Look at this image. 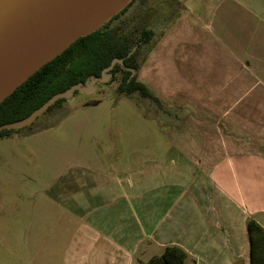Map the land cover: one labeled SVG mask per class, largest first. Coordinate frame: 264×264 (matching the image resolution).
I'll list each match as a JSON object with an SVG mask.
<instances>
[{
	"label": "crops",
	"instance_id": "1",
	"mask_svg": "<svg viewBox=\"0 0 264 264\" xmlns=\"http://www.w3.org/2000/svg\"><path fill=\"white\" fill-rule=\"evenodd\" d=\"M163 2L167 28L138 75L181 113L159 117L167 142L65 162L40 192L44 214L31 212L22 243L44 246L26 264H147L166 247L183 264H251L247 222L264 229V0Z\"/></svg>",
	"mask_w": 264,
	"mask_h": 264
},
{
	"label": "rangeland",
	"instance_id": "2",
	"mask_svg": "<svg viewBox=\"0 0 264 264\" xmlns=\"http://www.w3.org/2000/svg\"><path fill=\"white\" fill-rule=\"evenodd\" d=\"M163 1L136 0L124 16L111 23L114 26L127 21L129 26L145 27L154 33L141 51L135 74L139 82L143 61L167 28L161 25L163 9L169 7ZM202 17L200 14L198 28L205 34L206 20ZM118 84L119 78L112 80L110 73L105 72L92 89L70 93L60 108L37 116L29 125L33 131L29 137L0 138V264H26L29 250L33 261L35 250L44 246L24 245L22 241L29 233L31 212L44 214L46 210L41 190L65 162L103 158L104 149L106 152L115 146L154 148L167 142L158 134L164 128L159 117L172 123L171 116L181 113L160 100L162 108L138 94L119 95Z\"/></svg>",
	"mask_w": 264,
	"mask_h": 264
},
{
	"label": "trees",
	"instance_id": "3",
	"mask_svg": "<svg viewBox=\"0 0 264 264\" xmlns=\"http://www.w3.org/2000/svg\"><path fill=\"white\" fill-rule=\"evenodd\" d=\"M135 1L131 0L96 31L77 39L5 98L0 103V127L26 119L52 97L74 86H84L93 79H100L110 66L108 72L112 80L119 78V95L130 97L138 94L140 98L150 100L162 108L159 99L135 76L142 48L153 38V31L137 25L129 26L127 21L111 25L114 20L124 16ZM64 102V98L57 99L42 114L60 108ZM30 124L16 129H3L0 138L15 133L32 134ZM247 233L251 264H264V229L250 219L247 222ZM186 259L187 254L180 248L166 247L160 256L150 259L147 264H183Z\"/></svg>",
	"mask_w": 264,
	"mask_h": 264
},
{
	"label": "water",
	"instance_id": "4",
	"mask_svg": "<svg viewBox=\"0 0 264 264\" xmlns=\"http://www.w3.org/2000/svg\"><path fill=\"white\" fill-rule=\"evenodd\" d=\"M131 0H0V103L42 66L77 39L108 22ZM100 79L52 97L26 119L0 127L30 124L54 101L74 91H87Z\"/></svg>",
	"mask_w": 264,
	"mask_h": 264
}]
</instances>
